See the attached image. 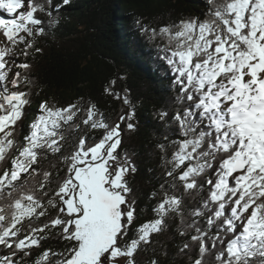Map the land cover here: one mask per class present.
Instances as JSON below:
<instances>
[{
	"label": "snow or ice",
	"instance_id": "6c2138e0",
	"mask_svg": "<svg viewBox=\"0 0 264 264\" xmlns=\"http://www.w3.org/2000/svg\"><path fill=\"white\" fill-rule=\"evenodd\" d=\"M70 2L28 0L22 10L25 0H0L8 16L0 15V246L12 250L0 264H17V253L22 264L48 238L45 230L57 228L67 246L44 249L33 264H165L167 242L156 238L174 220L182 238L174 255L186 264H264V0H204L202 18L158 29L137 20L151 39L166 41L160 51L177 89L170 120L168 111L157 113L177 137L155 146L167 179L149 196L152 218L140 224L144 210L129 180L137 164L120 150L121 124L134 131L136 111L127 89L114 91L116 80L105 93L127 106L117 122H106L95 103L44 101L18 139L37 86L19 55L43 51L36 37ZM81 112V123L102 135L74 138L60 156L64 175L53 177L40 162L79 133ZM141 252L151 258L141 261Z\"/></svg>",
	"mask_w": 264,
	"mask_h": 264
},
{
	"label": "trees",
	"instance_id": "16d2710c",
	"mask_svg": "<svg viewBox=\"0 0 264 264\" xmlns=\"http://www.w3.org/2000/svg\"><path fill=\"white\" fill-rule=\"evenodd\" d=\"M27 3L28 0H25V8ZM55 5H62V0H53ZM204 11V0H71L68 5L60 7L58 12H54L56 23L51 27L46 25L45 34L36 37L35 46L43 51L37 53L31 49L27 57L21 54L17 61L31 65L29 74L37 83L32 90L31 104L20 122L18 139L23 141L29 124L44 101L59 107L71 103L87 107L88 103H95L106 122H117L122 109L126 112L127 106L105 93L110 82L116 80L114 91L123 95V90L127 89L136 111L132 121L136 126L134 131L127 130L126 122L121 124L123 140L120 149L134 153L138 168L129 177L138 197V208L144 210L136 224L151 219V206L155 200H149V196L167 179L162 175L164 169L155 146L166 142L165 136L169 140L177 138L173 129L157 113L168 111L170 120L177 89L160 51L166 41L159 37L151 39L137 20L148 28L158 29L190 16L202 18ZM16 70L13 68V71ZM83 116L81 112L76 117L80 131L69 135L67 142L62 141L61 153H48L46 159L40 162V168L51 171L53 177L57 173L64 175L65 166L60 162V156L71 151L74 138L84 134L89 138L102 135V130H88L81 123ZM51 187L54 188L55 184ZM48 213L54 217L56 209L49 208ZM47 219V216L41 217L36 223L42 224ZM177 225L178 220L171 221L168 233L156 238L167 242L170 255L165 264H186L185 257L174 255L176 244L182 239L176 234ZM45 231L48 238L41 241L39 248L31 249V255L25 257L22 264H33L44 249L56 251L67 246L66 241L56 236L59 228ZM11 251L0 246V257L9 255ZM20 255L17 253L14 258L17 264H21ZM150 258L151 253L138 254L141 261Z\"/></svg>",
	"mask_w": 264,
	"mask_h": 264
},
{
	"label": "bare ground",
	"instance_id": "6f19581e",
	"mask_svg": "<svg viewBox=\"0 0 264 264\" xmlns=\"http://www.w3.org/2000/svg\"><path fill=\"white\" fill-rule=\"evenodd\" d=\"M0 15L4 16L5 18H8L7 13L0 11Z\"/></svg>",
	"mask_w": 264,
	"mask_h": 264
},
{
	"label": "rangeland",
	"instance_id": "374dc122",
	"mask_svg": "<svg viewBox=\"0 0 264 264\" xmlns=\"http://www.w3.org/2000/svg\"><path fill=\"white\" fill-rule=\"evenodd\" d=\"M22 10H26V8L25 9H22Z\"/></svg>",
	"mask_w": 264,
	"mask_h": 264
},
{
	"label": "water",
	"instance_id": "95a60500",
	"mask_svg": "<svg viewBox=\"0 0 264 264\" xmlns=\"http://www.w3.org/2000/svg\"><path fill=\"white\" fill-rule=\"evenodd\" d=\"M123 133V132H122Z\"/></svg>",
	"mask_w": 264,
	"mask_h": 264
}]
</instances>
